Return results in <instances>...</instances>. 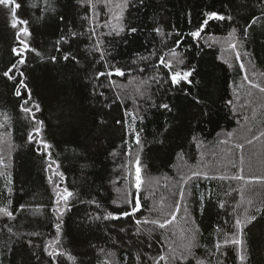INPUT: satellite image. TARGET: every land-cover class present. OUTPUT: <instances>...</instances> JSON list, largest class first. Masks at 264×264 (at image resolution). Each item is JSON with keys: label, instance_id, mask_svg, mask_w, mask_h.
Instances as JSON below:
<instances>
[{"label": "trees", "instance_id": "trees-1", "mask_svg": "<svg viewBox=\"0 0 264 264\" xmlns=\"http://www.w3.org/2000/svg\"><path fill=\"white\" fill-rule=\"evenodd\" d=\"M16 2L40 55L3 75L17 42L0 6V264H264V0Z\"/></svg>", "mask_w": 264, "mask_h": 264}, {"label": "snow or ice", "instance_id": "snow-or-ice-1", "mask_svg": "<svg viewBox=\"0 0 264 264\" xmlns=\"http://www.w3.org/2000/svg\"><path fill=\"white\" fill-rule=\"evenodd\" d=\"M0 6H5V7H7V8L10 9V12H11L10 27L16 30V32H15V38H16V42L17 43H16V46L12 47V49H11V53H12L13 57H15L16 59L7 68V70L3 73V75L5 77H7L8 79L12 80V79L15 78V73L17 71H20L17 68V65L18 64L19 65L25 64V62H26V53H28V52H35L36 55H40V53L36 49L31 48L29 42L24 39V37H30L32 33L29 30V27L27 26L28 25V21L27 20H23V19H21V18H19L17 16V10L21 7L20 3L16 2V0H0ZM206 15L208 16L209 19H221V20L225 19L224 16H221V15H219L216 12L208 13ZM228 19H231V17H228ZM204 23L206 24L207 23V20ZM121 30H123V29H121ZM129 31L130 32H136L137 29L136 28H131V29H129ZM154 31L160 32V29L159 28H155ZM199 34H200L199 32H193L192 33L193 36H199ZM73 35H75V34H73ZM233 47H235V46L233 45ZM57 51H59V49H57ZM56 59L57 58L55 56H52L51 57V61L53 63L56 62ZM62 59L64 61H73L75 63H78L79 62L78 59L75 56L71 55L70 53L69 54H65L62 57ZM160 63L169 69L170 81H171V83L173 85H180L182 82L183 83L191 84V80L189 79V77L192 75V72L194 71V69L187 70V71H173L172 70L171 62H165V60H164L163 57H161ZM179 63L182 64L183 61L181 60V61H179ZM241 67H243V65H241ZM113 74L118 75V76H123L124 75V71L121 68H118L117 67L113 71H110V72L107 73V75H109V76H111ZM20 75L23 76L24 75L23 72H20ZM98 75H104V73H100ZM19 84H20L21 87H23L27 91V94H28V97H29L28 100H25L21 104V110L23 112H25V113L32 114L33 119H35V114L33 112V109L26 106L30 102V100H31V90L27 88V84L24 83L23 80H20L19 81ZM252 86L255 87V88H259V91L261 93H264V87H261L259 84H253ZM15 95L16 96L23 95V93L20 90V87H18L16 89ZM185 95H188L187 91H185ZM196 102L197 103H200V101L198 99H197ZM160 107L163 108V109H166L168 111H171L172 110L171 109V106L169 104H167V103L161 104ZM34 108H35V111H40L39 104H35L34 105ZM76 111L77 110L75 108V105H74L73 101L69 99L68 101H66V112H63L62 114L66 115L67 121L69 123H71L74 120V118H75ZM125 115L128 116V115H131V114L126 112ZM141 119H143V118L141 117ZM133 120H135V116H133ZM39 123L41 125H43V121H39ZM116 123L117 124H121L122 121L117 120ZM39 131H40V129H37V134H39ZM248 131L250 132L251 129H248ZM229 135H231V134H229ZM260 136L261 137H264V131L260 132ZM33 138H34L33 137V134L30 133L29 134V141L31 142L33 140ZM254 139H259V137H254ZM135 142L137 144H140V138H139V134L138 133L136 135ZM247 143L251 144L252 143V140H248ZM44 147L47 148V147H49V145L45 144ZM236 147L242 149L244 147V145L243 144H237ZM243 161H244V158L241 157V163H243ZM136 165H137V167H136V187H137V189H139L140 184H141V179H140L141 168L139 166L140 165V159H139V157H137V159H136ZM241 171H243V169H241ZM193 175H198V174L197 173H193ZM234 179H238L239 180V179H243V177L242 176H236V177H234ZM72 195H73V193L69 192L67 189H64V195L61 198L63 200H65V201H67L68 197H70ZM181 196H183V192H181ZM129 203H131V201H129ZM21 207H23V206H21ZM221 207H223V205H221ZM139 208H140V202H139V199H137L135 201V205L133 206V208L131 210V213L124 212V213H121L120 215L128 216V215H130V214L135 213L136 211H138ZM177 211H179V205H177ZM7 214L9 216L12 215V213H7ZM115 218H119V216H117ZM105 219H107V217H105ZM174 219H175V216L173 215L172 216V220H174ZM255 219H256L255 216L249 217L247 219V221L244 223V227H246L247 224H250ZM171 222H172L171 220H166L163 223H159V227L160 228H164L166 226V224H169ZM145 223H148V221H145ZM151 223L156 224L157 221H151ZM241 225H242V222L239 219H237L236 226L238 228H240V231L241 232H243V227ZM56 227H57V229L59 231L60 225L57 224ZM57 243H59V241H57ZM225 243L226 244L231 243V244H234V245H242L244 242L241 239H239V238H234V239H232L230 241H226ZM29 244H31V241H29ZM191 247H192V242L191 241L187 245H185V248L186 249H189L190 250ZM217 248H219V245L217 246ZM48 254H49V256H52L53 255V253H51V252L48 253ZM57 255H62V253H57ZM159 259L160 260H164L165 257L161 256ZM240 259L243 261L245 259V257L243 255H241L240 256Z\"/></svg>", "mask_w": 264, "mask_h": 264}, {"label": "rangeland", "instance_id": "rangeland-1", "mask_svg": "<svg viewBox=\"0 0 264 264\" xmlns=\"http://www.w3.org/2000/svg\"><path fill=\"white\" fill-rule=\"evenodd\" d=\"M245 87H246V85L244 86V88H245ZM245 94H246V91H245ZM245 94H244V95H245Z\"/></svg>", "mask_w": 264, "mask_h": 264}, {"label": "water", "instance_id": "water-1", "mask_svg": "<svg viewBox=\"0 0 264 264\" xmlns=\"http://www.w3.org/2000/svg\"><path fill=\"white\" fill-rule=\"evenodd\" d=\"M197 38L199 37V36H196Z\"/></svg>", "mask_w": 264, "mask_h": 264}]
</instances>
